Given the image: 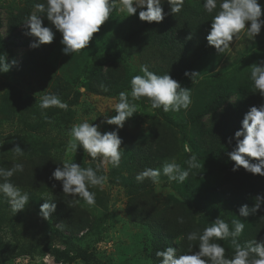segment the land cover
<instances>
[{"label":"trees","instance_id":"trees-1","mask_svg":"<svg viewBox=\"0 0 264 264\" xmlns=\"http://www.w3.org/2000/svg\"><path fill=\"white\" fill-rule=\"evenodd\" d=\"M193 2V0H184L182 10L172 14L171 4L167 0L162 1L161 6L167 15L159 24L140 21L138 18L140 10L125 21L117 23L114 26V38L110 40L102 60L89 68L91 72L88 76L93 81L92 85L87 81L84 87L85 92L97 95L100 94L98 90L101 89L110 91L126 84L130 88L131 75L124 73L120 82L119 71L113 67L122 65L131 50L147 52V49H150L153 50L150 54L151 72L157 75L168 74L178 81L181 87L192 91L193 106L177 113L165 112L163 107L157 108V112H160L161 118L165 120L166 128L148 139H137L126 148L129 156L135 159V167L142 171L146 168H157L159 162L165 158H176L180 151H185L184 145L191 149V152L185 154L186 159L195 154L200 164V167L189 170L180 203L171 205L161 214H152L151 210L144 209L135 213L136 220L143 222L149 233L147 264H161V258L156 256V252L167 247L176 249L177 255L188 253L190 242L186 239L187 234L192 231L202 233L203 229L210 227L217 217L225 220L230 230L233 228V219L239 218L244 222V230L237 238V242L241 245L253 239L258 242L264 240V204L256 214L247 218L239 217L238 213L241 205L247 204L251 208L257 196H264V177L248 173L243 168L233 171L234 162L229 157V153L236 147L234 134L241 129L244 115L251 107L264 104V96L257 92L251 80V66L264 61V50L250 56L251 61L247 68L243 65L240 67L243 75L240 74L239 69L228 72L229 67L226 66L223 73L216 72L211 79L210 65L216 56L215 49L208 45L206 37L210 31L211 21L219 8L208 13L204 8L196 7L197 4L193 5ZM38 3H46V0H24L20 12L9 17L5 39L0 34V54L6 56L5 62L13 61V50L16 46L14 40L22 36L27 39L21 43V46L29 49L22 55L20 64L34 68L47 66L50 52L60 34L54 26L46 17L43 18L42 26L53 30L54 40L51 44L35 48L30 47V44L35 42V38L28 34V27L17 32L35 12V5ZM258 3L264 6V0ZM186 71L195 72L197 75L193 78L186 77L184 75ZM79 97L80 92H74L69 105L75 104ZM184 113L186 115H183ZM26 126L30 130H36V125L26 123ZM168 128L176 132L179 139H175ZM78 149L83 150L79 147ZM246 159L253 164L258 163L253 158L246 157ZM35 162L28 165L30 167L26 171L27 174L17 181H11L23 192L29 193L30 201L22 211H19L18 217L10 216L9 231H16L24 239L32 241L36 236L33 225L30 226L32 214L36 219L44 220L39 209L45 201H50L56 204V209L48 220L40 221L39 225L44 233L58 236L65 245L67 242L65 243L64 240L84 241L91 236L90 218L76 209L70 195L62 192L61 185H58L49 199L33 200L32 189L54 188L51 184L42 185L41 179L45 176V180L48 178L52 180L48 174L58 167L57 163L50 162L47 158H42L37 164ZM185 168H188V165L184 162L183 169ZM197 169L201 173V179L193 184L190 178H194ZM135 181L136 179L132 178V182H129L132 186L130 189L140 194H143L146 188L150 190L152 188L150 179H145L143 182ZM3 196L6 197L3 194L2 199ZM32 207L35 208L36 213L28 210ZM178 217H183V224L177 222ZM214 242L220 243L225 248L226 258L230 259L234 256L235 247L230 238ZM191 244L193 252L199 250V241ZM25 252L20 248L15 254L21 255ZM52 253L55 261L61 264L63 262L72 264L76 258L82 261L88 258L84 250L75 256L71 255L67 245L63 250L53 249Z\"/></svg>","mask_w":264,"mask_h":264},{"label":"rangeland","instance_id":"rangeland-1","mask_svg":"<svg viewBox=\"0 0 264 264\" xmlns=\"http://www.w3.org/2000/svg\"><path fill=\"white\" fill-rule=\"evenodd\" d=\"M193 1V5L197 4L196 7L204 8V0ZM260 5L261 19L264 20V6ZM23 6L24 0H0V34L3 39L7 33L9 17L19 13ZM128 17L126 11L121 10L120 0H116L109 19L100 26L97 33L93 34L85 49L72 55H65L62 51L64 47L61 43L62 36L59 34L50 52L47 66L39 68L20 64L22 55L28 51L29 47L21 46L26 37H16L13 61H6L12 66L9 71L0 73V167L11 168L16 163L24 165L23 172H17L8 178L10 183L27 174L26 171L30 167L28 165L35 161L37 164L42 158L57 163L58 167L67 161L77 163L84 168L95 169L102 158L97 157L93 160L80 149H77L76 153L67 151V144L71 140L69 135L71 127L87 121L99 125L101 133L116 130L115 125H108L105 121L116 115L115 104L118 103L119 93L122 91L128 92L130 103L137 105V113L126 119L123 128L118 131L122 140L120 148L123 150L119 167H112L111 164L103 165L99 174L108 177L107 184L102 190L98 187L90 186L89 188L96 193L95 204L88 205L79 197L70 196L76 209L84 216H88L92 225L91 236L84 241L64 240L65 243L67 242L71 255L75 256L84 250L86 257L88 256L83 261L76 258L72 264H147L149 233L146 225L136 220L135 213L144 209L151 210L152 214H161L171 205L180 203L181 195L185 190L184 182L169 181L163 173L160 176V183H152L151 190L146 188L143 194L133 191L130 189L132 186L129 185L132 178H135L142 170L135 167V159L129 156L126 148L135 140L148 139L166 128L165 120L161 118L162 114L157 112V109H151L148 98L141 97L135 100L131 97V79L135 75H143L142 66L146 65L150 70L152 60L150 54L153 50L147 49V52L131 50L130 55L124 58L122 65L116 64L117 66L113 67L119 71L120 82L124 73L131 75L130 88L126 84L110 91L101 89L98 90L100 91L98 95L81 91L85 89L87 81L92 85L93 81L88 76L91 72L90 67L102 60L110 40L114 38V26ZM24 27H28L26 23L17 32L22 31ZM229 47L231 50L224 53H217L214 50L216 57L210 65L212 69L209 70L211 79L216 72L223 73L226 66L229 67L228 72L234 69L241 70L242 65L247 68L251 61L250 56L264 50V26L260 34L253 39L246 32L237 34ZM242 72L243 70L240 74ZM76 91L80 92V97L75 104L69 105ZM48 94L57 95L69 105V109L67 111L57 107L41 109V98ZM193 104L192 100L190 106ZM26 123L36 125V130L28 129ZM169 132L175 136V139H179L176 132L171 129ZM17 145L24 151L22 156H18L12 150ZM187 153L180 151L176 158L161 160L157 169H162L165 162L171 161H175L183 168L184 162L187 161L185 156ZM52 172H49L48 177L51 178ZM190 179L193 180V184H196L197 180L201 179L200 171L197 169L194 178ZM12 184L16 186L15 183ZM41 184L44 186L51 184L55 187L32 189L33 200L49 199L61 182L49 178L45 180V176H42ZM2 195L0 193V264H61L55 261L52 250H63L66 245L58 236L44 233L39 225L40 221L44 222V220L36 219L32 214L30 226L33 225L36 234L32 241L24 239L16 231H9L10 216L18 217L19 211L15 212L9 198L3 196L2 199ZM34 209L32 207L28 210L34 213ZM20 248L26 252L21 255L15 254Z\"/></svg>","mask_w":264,"mask_h":264},{"label":"clouds","instance_id":"clouds-1","mask_svg":"<svg viewBox=\"0 0 264 264\" xmlns=\"http://www.w3.org/2000/svg\"><path fill=\"white\" fill-rule=\"evenodd\" d=\"M120 2L121 10L126 11L128 16L142 9L138 13L140 21L159 24L167 15L161 6V0H120ZM167 2L171 4L172 14L179 13L184 4V0H174V2L167 0ZM115 4L116 0H46V3L36 4L35 12L25 22L29 28L28 34L35 38V42L30 44V47L51 44L54 40L53 30L42 26L43 18L46 17L61 34V43L64 45L62 51L65 55H72L85 49L93 34L97 33L100 26L109 19ZM203 7L208 13L219 8L211 21L210 31L206 37L208 45L217 53L230 51V42L237 37V34L246 32L253 39L260 34L264 26L258 0H204ZM5 60L6 56L0 54V73L9 71L12 66ZM141 72L143 75H135L131 79L133 99L146 97L151 109L163 107L165 112H178L189 108L192 102L191 89L181 87L180 83L168 74L157 75L149 71L146 65L141 67ZM184 75L193 78L197 73L186 71ZM251 80L257 92L264 96V61L251 66ZM40 107L41 109L57 107L65 111L69 109V105L55 94L44 95ZM115 113L116 115L108 118L105 123L115 125L116 130L101 133L99 125L87 121L74 124L70 129L71 140L67 144V151L76 153L79 147L93 160L97 157L102 158L95 169L84 168L77 163L66 161L52 172L51 178L61 182L63 193L79 197L88 205H94L96 202V193L89 190L90 186L102 190L108 182L106 175L99 174L100 168L106 164H111L112 167L120 165L123 150L120 148L122 140L118 131L123 128L126 119L137 113V105L130 103L128 92L119 93ZM234 138L237 141L236 147L229 153L231 161L234 162L232 170L243 168L248 173L264 177V104L249 109L243 117L241 129L235 132ZM12 150L18 156L24 154L18 145ZM185 151L191 152V149L185 146ZM246 157L253 158L258 163L253 164ZM185 163L188 165L187 169L181 168L175 161L165 162L162 169L146 168L138 173L135 179L138 182L150 179L152 183L158 184L163 173L169 181L183 183L188 178L190 169L200 167L195 154H192ZM23 170L22 163H16L11 168L0 167V180L4 181L0 183V193L9 198L15 212L22 211L30 201V197L28 192H23L19 187L8 182V178ZM262 204H264V196H257L251 208L247 204L241 205L238 210L239 217L247 218L256 214ZM55 209L54 202L45 201L40 206L39 213L44 220H48ZM177 222L183 224V217H178ZM232 225L233 228L230 230L229 224L217 217L210 227L203 229L202 233L192 231L187 234L186 239L190 242L188 253L177 255L176 249L167 247L157 251L156 256L161 258V264H264V240L258 242L253 239L241 245L237 242V238L243 232L245 224L237 218L232 220ZM229 238L235 247V254L230 259L225 257V248L220 243L214 242ZM194 241H199V250L196 252L191 250V242Z\"/></svg>","mask_w":264,"mask_h":264}]
</instances>
